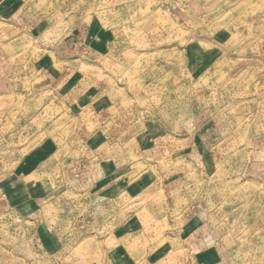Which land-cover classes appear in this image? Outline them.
<instances>
[{"label": "rangeland", "instance_id": "obj_1", "mask_svg": "<svg viewBox=\"0 0 264 264\" xmlns=\"http://www.w3.org/2000/svg\"><path fill=\"white\" fill-rule=\"evenodd\" d=\"M0 264H264V0H0Z\"/></svg>", "mask_w": 264, "mask_h": 264}]
</instances>
